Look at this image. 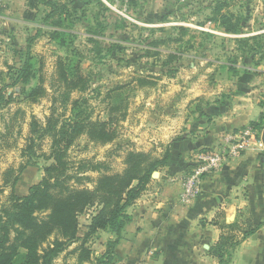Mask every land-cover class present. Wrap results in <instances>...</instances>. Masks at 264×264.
<instances>
[{
  "label": "rangeland",
  "instance_id": "rangeland-1",
  "mask_svg": "<svg viewBox=\"0 0 264 264\" xmlns=\"http://www.w3.org/2000/svg\"><path fill=\"white\" fill-rule=\"evenodd\" d=\"M46 1L58 6L50 20H46L52 11L49 7L31 9L26 0H0V89L12 83L23 65L27 40L36 37L30 51L31 69L20 83L4 90L0 104V206L6 204L12 192L23 197L32 185L40 183L43 168L49 163L44 157L49 154L50 139L44 138L34 159L37 166L18 173L26 161L21 151L27 143L32 117L44 124L52 107L57 116H70L71 101L64 105L60 96L64 88L57 80L59 62L68 70L79 65L86 77V90H74L70 98L87 99L92 121H106L107 105L111 103L107 92L115 86L128 85L123 94L125 117L117 122L118 139L100 146L82 136L68 152L74 168L78 161L92 159L108 161L112 172L123 169L126 151L161 154L162 145L157 148L152 144L147 149L145 143L160 133L158 128L163 123L175 120L173 109L181 111L188 98L199 95L194 102L211 101L218 92L232 88L231 81L246 70H255L264 77L263 52L252 60L247 55L248 66L238 59L233 64L238 66L236 72L228 68L230 59L239 55L233 39L252 35L259 21L254 22V17L261 12L264 0ZM230 14L240 21L238 35L224 31L222 17ZM234 23L235 19L229 18L231 29ZM180 28L187 31L180 33ZM169 53L177 57L171 60ZM257 60L263 63L254 64ZM140 79L145 82L140 84ZM37 86L44 89V95L34 101L25 99L24 94ZM54 99L57 102L52 104ZM81 186L92 187L87 182ZM93 213L94 207L78 217V241L61 253L54 264H96L105 254L106 244L113 236L99 232L85 243L89 260L80 257L79 246ZM115 261L114 258L111 264Z\"/></svg>",
  "mask_w": 264,
  "mask_h": 264
},
{
  "label": "trees",
  "instance_id": "trees-1",
  "mask_svg": "<svg viewBox=\"0 0 264 264\" xmlns=\"http://www.w3.org/2000/svg\"><path fill=\"white\" fill-rule=\"evenodd\" d=\"M26 1L31 9L39 5L49 7L52 11L47 14L46 20H50L58 12L55 3L46 0ZM229 18L235 19L236 22L232 29ZM238 20L233 14L222 17L224 31L240 34ZM178 31L182 33L187 30L180 28ZM205 36L214 38L211 34ZM35 38L34 36L27 40L23 65L11 80L12 83L0 89V104L4 100V90L20 83L31 69L30 51ZM233 40L236 44L235 53L239 54L235 55L236 59H230L228 68L233 72H236L233 64H237L238 59L244 61L247 55L254 59L256 54L264 53L261 37H238ZM168 57L172 60L177 56L169 53ZM59 66L57 80L60 87L64 88L60 96L64 105L71 101L70 116L63 118L64 113L57 116L52 107L44 124L34 117L29 123V136L25 148L21 151L26 161L18 168V173L26 167L37 166L34 159L38 157L37 150L44 138L50 139L49 154L44 157L49 163L43 168L44 176L40 183L32 185L23 197L12 192L6 204L0 206V264H54L61 253L78 241V217L93 207L95 213L90 216L86 233L79 246L80 257L88 261L90 251L84 247L85 243L99 232L108 233L113 239L107 242L106 252L96 260V264H111L115 258L113 251L122 239L124 228L131 221L126 209L146 190L152 181L153 172L165 167L171 157V147L167 145L157 156L134 150L126 151L120 172H112L108 161L94 162L92 159L80 160L74 168L68 159V152L80 137L85 136L89 142L100 146L109 145L118 139L117 122L118 118L125 117L127 105L123 94L128 85L115 86L109 90L106 97L111 99V103L107 105V120L92 121L87 99L70 98L72 91L84 92L87 88L86 77L79 65L70 70L65 68L62 62H59ZM138 81L140 84L145 82L141 79ZM44 93V89L37 86L24 95L25 99L34 101ZM55 102L56 99L52 100V104ZM249 127L254 131L264 129L263 115L257 122H251ZM115 148L121 149L120 146ZM108 155L112 153L109 152ZM86 173H95L96 176L91 177ZM83 182L90 183L92 187H82ZM233 241L229 234H222L209 253L217 258L220 264H224L227 250L237 244Z\"/></svg>",
  "mask_w": 264,
  "mask_h": 264
},
{
  "label": "crops",
  "instance_id": "crops-1",
  "mask_svg": "<svg viewBox=\"0 0 264 264\" xmlns=\"http://www.w3.org/2000/svg\"><path fill=\"white\" fill-rule=\"evenodd\" d=\"M261 7L254 17L257 28L244 37H264ZM254 71L241 73L231 81L232 88L204 104L194 102L199 95L188 98L181 111L173 109L175 120L163 123L160 133L146 141L147 149L169 145L171 157L126 209L131 221L115 249L116 264H220L209 250L222 234L237 243L227 250L224 264H264V129L249 127L264 117V77ZM248 128L253 136L244 150L205 175L198 197L183 204L182 182L195 156L218 152L225 135Z\"/></svg>",
  "mask_w": 264,
  "mask_h": 264
},
{
  "label": "built area",
  "instance_id": "built-area-1",
  "mask_svg": "<svg viewBox=\"0 0 264 264\" xmlns=\"http://www.w3.org/2000/svg\"><path fill=\"white\" fill-rule=\"evenodd\" d=\"M252 136L253 131L250 128L238 133H228L223 137L222 147L218 152L197 154L193 162L194 166L182 182L180 198L182 203L188 204L194 201L199 195L203 177L217 171L228 159L236 157L244 150Z\"/></svg>",
  "mask_w": 264,
  "mask_h": 264
},
{
  "label": "water",
  "instance_id": "water-1",
  "mask_svg": "<svg viewBox=\"0 0 264 264\" xmlns=\"http://www.w3.org/2000/svg\"><path fill=\"white\" fill-rule=\"evenodd\" d=\"M158 176V172H153L152 179L156 178Z\"/></svg>",
  "mask_w": 264,
  "mask_h": 264
}]
</instances>
